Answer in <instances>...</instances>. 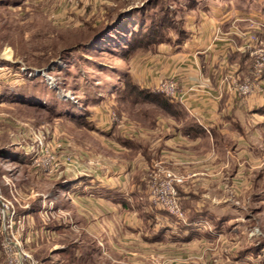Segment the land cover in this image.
<instances>
[{"label": "rangeland", "instance_id": "374dc122", "mask_svg": "<svg viewBox=\"0 0 264 264\" xmlns=\"http://www.w3.org/2000/svg\"><path fill=\"white\" fill-rule=\"evenodd\" d=\"M172 10L173 0H0V264L9 254L17 264H264V135L262 149L252 141L247 156H230V175L217 183L232 194L237 167L246 176L243 199L229 198L227 210H237L228 226L218 228L222 219L213 218L203 231L212 242L197 247L176 238L182 207L201 194L185 199L183 178L156 163L155 122L170 106L137 91L174 99L139 87L129 73L139 74L134 65L159 45L185 39ZM237 33L246 39L252 77L228 74L221 85L234 93V82L249 80L254 89L245 98L264 76L254 72L251 48L261 47L264 33ZM222 35L214 34L211 47ZM169 80L178 88L174 78L157 84ZM113 176L126 190L114 205L78 189L94 177L114 183ZM166 182L181 220L167 211L169 201H154ZM3 204L14 210L11 232L2 227ZM160 222L171 226L166 239L146 241L163 230Z\"/></svg>", "mask_w": 264, "mask_h": 264}, {"label": "crops", "instance_id": "0c3cea01", "mask_svg": "<svg viewBox=\"0 0 264 264\" xmlns=\"http://www.w3.org/2000/svg\"><path fill=\"white\" fill-rule=\"evenodd\" d=\"M173 9L170 15L176 24L175 32L179 38L185 39L173 45H157L154 54L144 56L134 65L140 73L136 75L130 69L129 73L139 87L156 86L158 79L164 77L174 78L178 84L179 100H167L169 110L163 111L155 122L160 146L156 163L183 178L181 187L185 199L196 197L198 192L201 194L198 203L182 207L185 223L176 222L179 230L177 227L178 231L174 229L179 243L188 242L197 247L212 242L211 232L209 239L208 232L203 231L213 218L222 219L216 224L218 228L232 218L230 215L237 209L231 206L232 211L227 210L230 196L243 199L239 181L245 180L246 176L241 168H233L236 172L232 176L236 177L237 183L232 184L235 187L232 194H223L221 184H217L229 174L230 156H247L246 150L250 149L252 141L253 148L262 147L264 76L259 88L245 98L237 97L222 86L221 80L228 74L237 78L252 77L251 59L241 48L246 39L237 31L243 34L264 33V29L260 30L264 25V0H173ZM187 9L189 14L178 17L177 13ZM182 22H185L184 28ZM217 32L223 35L211 47ZM117 137L115 135V142ZM126 142L125 145H130L128 138ZM113 147L117 149L116 144ZM113 152L118 153L116 150ZM118 178L113 176V183L112 180L94 177L78 189L99 202L106 197L114 205L118 203L119 196H123L122 192H126L119 187ZM83 180L85 178L76 182ZM211 182L216 183L217 190L209 188L213 185L209 184ZM261 194L262 191L258 196ZM160 225L163 229L161 234L150 232L152 236L145 238L146 241L166 239L165 230L171 226L167 222H160Z\"/></svg>", "mask_w": 264, "mask_h": 264}, {"label": "built area", "instance_id": "2783aa9c", "mask_svg": "<svg viewBox=\"0 0 264 264\" xmlns=\"http://www.w3.org/2000/svg\"><path fill=\"white\" fill-rule=\"evenodd\" d=\"M253 39V38H251ZM250 41V40H248ZM255 41V40H254ZM253 48V52L256 55L254 58V72L257 74H263L264 75V43L261 44V47L255 49ZM234 93L239 97H244L250 94L254 87L252 83L249 80H246L244 82H234ZM151 93L154 94H160L164 95L167 98L170 99H176L178 97V88L177 85L172 81L169 80L164 83H159L153 88H151ZM67 161L69 159L67 158ZM162 189L158 190L157 193V199L154 201H160V199H164L169 201L168 204H166L167 211L172 214L177 219H182V213L178 209L177 202L172 197L175 193L174 190L170 184V182H166L164 185H161ZM171 197V198H170ZM1 214V220H2V227L4 231L11 232L14 229L16 230L17 226L15 224V221L13 220L14 216V210H12V207L8 206V204H3ZM13 238V237H12ZM7 264H17V255L9 254L7 256Z\"/></svg>", "mask_w": 264, "mask_h": 264}, {"label": "trees", "instance_id": "16d2710c", "mask_svg": "<svg viewBox=\"0 0 264 264\" xmlns=\"http://www.w3.org/2000/svg\"><path fill=\"white\" fill-rule=\"evenodd\" d=\"M138 23H136V22H134L133 23V25L134 26H132L133 28L134 27H137L136 25H137ZM132 29V28H131ZM137 91V90H136ZM141 96H142V98L144 99V100H146V101H150V102H156V100H162L163 102L162 103H165V105H167L168 103H167V100H165V99H158V97L157 96H152V95H150V94H147V93H144V92H140V91H137ZM168 106V105H167Z\"/></svg>", "mask_w": 264, "mask_h": 264}, {"label": "bare ground", "instance_id": "6f19581e", "mask_svg": "<svg viewBox=\"0 0 264 264\" xmlns=\"http://www.w3.org/2000/svg\"><path fill=\"white\" fill-rule=\"evenodd\" d=\"M6 57H9V54H5Z\"/></svg>", "mask_w": 264, "mask_h": 264}]
</instances>
